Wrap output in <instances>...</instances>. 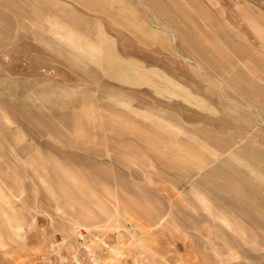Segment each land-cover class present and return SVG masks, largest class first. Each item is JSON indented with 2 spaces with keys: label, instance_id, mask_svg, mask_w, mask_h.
<instances>
[{
  "label": "rangeland",
  "instance_id": "374dc122",
  "mask_svg": "<svg viewBox=\"0 0 264 264\" xmlns=\"http://www.w3.org/2000/svg\"><path fill=\"white\" fill-rule=\"evenodd\" d=\"M55 1L57 9L22 12L0 0V264H264V213L257 216L262 224L258 229L228 211L229 215L209 214L206 208H212L213 199L204 188L192 187L198 176L191 183L175 184L162 174L168 170L162 163L164 154L146 151L144 145L142 150L122 148L124 161L116 163L114 157L120 155L106 153L109 131L98 125V114L91 120L87 139L80 137V131L70 134L74 132L61 122L55 121L63 136L41 124L58 114L82 111V105L68 107L66 101L87 93L95 100L100 95L103 106L112 102L144 124L155 121L158 114L172 115L177 122L165 123L179 137L188 138V132L207 127L236 148L249 146L264 157V0H202L213 21L197 19L205 35L201 42L218 51L212 52L210 63L226 75L230 55L242 69L237 81L248 92L251 84L262 90L254 100L250 92L239 94L221 75H214L211 64L196 58L197 68L184 61L190 56L183 49L185 37L176 29H171L177 37L176 50L161 53L156 42L140 39L110 9L94 12L72 0ZM123 1L130 5L133 1L136 8L129 16L135 10L139 22L150 15L144 5L164 7L158 10L171 22L185 21L183 13L173 9L185 6L180 0ZM242 5L253 12L252 18L238 13ZM68 10L92 19L94 26L73 25L65 16ZM118 10L119 6L114 8ZM153 20L165 26L162 19ZM123 21L131 22L129 17ZM150 27L165 44L173 45L169 33ZM226 36L255 51L237 57ZM101 40L134 70L121 78L109 76L103 69ZM145 72L156 85L165 82V91L140 78L138 73ZM110 94L118 98L111 100ZM36 112L42 119H35ZM109 114L110 110H102L103 117ZM95 135L101 137L99 144L92 141ZM117 139L141 144L126 134ZM205 147V155L216 159V151ZM88 149L106 154L94 157L97 163L103 161V178L66 156H88ZM54 165L71 178L69 193L57 183L61 172L51 170ZM250 176L264 187V170ZM80 232L105 241L109 248L98 240L85 247Z\"/></svg>",
  "mask_w": 264,
  "mask_h": 264
},
{
  "label": "crops",
  "instance_id": "0c3cea01",
  "mask_svg": "<svg viewBox=\"0 0 264 264\" xmlns=\"http://www.w3.org/2000/svg\"><path fill=\"white\" fill-rule=\"evenodd\" d=\"M3 1L13 9H20L19 11L22 12H24L23 9L58 8V4L55 0ZM72 1L81 6L83 9H87L89 11H92L93 9L94 12H100L101 9H110V11L115 14L116 18L121 19L122 22L120 24L124 26L126 24L129 29H134L133 32H135V35L140 39L144 40L145 42H149V40L156 42L158 45V50L161 53L167 52L171 55V48L176 50L175 45L177 43V37L171 30L172 28L176 29L179 31L182 39L185 37L183 49L186 50L190 56L189 59L183 58L184 61L195 65L197 68L200 67L199 62L204 61L206 64L212 65L214 75L222 74V70L219 68V66H217L215 63H210L212 62L210 59L212 52L218 53V51L206 49L201 42L203 39L202 37H205V35L200 30L199 25H197V19L202 21L204 19L213 21L211 10L207 8L202 0H180L185 6L182 7L181 5H175L173 7V9H177V13H183V18L185 21L180 22L174 20L173 22L169 21L165 14L161 10H158L165 9L159 5L154 8L144 5L145 9L149 11L150 15L148 16L147 20L142 18L139 22L136 20L138 15L135 14V10L134 14H132L134 16H129L131 10L136 8L133 1H131V5L128 1L123 0ZM123 2L124 5L120 6L119 4H122ZM147 2L150 3L149 0H147ZM118 6L119 13L118 11H114V8ZM182 8L189 9L191 13L188 15L185 10H182ZM238 13L242 14L243 18H252L253 15V12L244 5L239 7ZM65 16L67 20L73 25L76 24L78 26L88 27L94 26L95 24L92 19L82 16L73 10H68ZM154 16H156V18L159 20L162 19L165 22V26L159 27V25L153 20ZM124 17H129L131 22L123 21ZM186 22H188V24H186ZM150 25H153L155 28L162 29L164 32L169 33L173 45L169 46L165 44L163 39L157 35L156 30L151 28ZM98 30L102 31L101 26L98 27ZM255 33L259 36L257 30H255ZM232 34L237 33L233 31ZM225 39L228 47L237 57L245 56L246 54H249L250 51L254 50L251 45H249V47H243L241 44L234 42L229 36H226ZM100 45L103 51L101 56L103 61V69L109 76L121 78L129 71L134 70L132 64L125 65L120 61V57L118 56L117 52L112 48H109L106 41L101 40ZM174 50L173 54L176 53ZM196 58H198L200 61ZM226 62L229 67L228 69H225L226 75H221V77L224 78V81L227 84L234 86L235 90L239 94L247 95L250 92L251 96L249 97L253 98V100L263 95L262 90L257 88L254 84H251L252 91L250 90L248 92L243 82L237 81V78H241L243 76L241 71L242 69L239 63L236 62L230 55L227 56ZM87 71L93 75H98L97 71L94 69H87ZM138 75L140 78H144V80L151 82L152 84H150V86L152 88L165 91L164 88L167 87L165 82H163L162 85H156L155 81H151V77L147 72L141 74L138 73ZM213 79L217 83H221L220 78L214 77ZM110 95L111 100L118 98L113 94ZM99 99L100 95L95 100L87 93H83L77 97V99L71 95L66 101V105L68 107L82 105V111L69 112L65 115L58 114L55 119H45V121H43L41 124H44V126L51 130V132L56 133L59 136H63V132L59 130L58 124L55 121L61 122L67 126L70 131L74 132H69L70 134H77V131H80L82 132L79 134L80 137L87 139L89 136H86V133L91 129V120L94 119L95 114H98V125H104L109 131V135L106 137V146L108 147L106 153L115 152L120 155H116L114 157L116 163L120 164L124 161L121 156V149L124 147L135 150H142L145 148L146 151H151L157 155L163 153L165 158L162 160V163L165 168H168V170L162 171V174L169 178L171 177L175 184L185 185L187 183H191L192 179L198 176V178H195L194 182H192V187L204 188L206 193L213 199L212 208L209 206L206 208L209 214L213 216H215V213L219 215H229L227 213L228 211L229 213H233L232 215H237L244 218L257 229L261 227V220L257 216L263 215L264 213V197L261 195V191L264 190V187L250 176V174L254 173L256 170H264V157L260 152L249 146H241L236 148L231 140L216 135L207 127H201L188 132V138L179 137L172 130H169L165 123L170 122L175 124L177 122V119H175L172 115L167 113L158 114V118H156L155 121H150L149 124H144L133 118L128 113L120 110L116 104L114 105L112 102L109 104H104L103 106V103ZM120 100L123 101L122 98ZM103 109L110 110L112 116L109 114V117H103ZM33 116L36 117L35 119H37V121L42 119L39 112H36L33 114ZM35 127L38 128L37 125ZM122 134L135 137L140 141L141 144L137 145L129 139L118 140L117 136ZM100 138V135L92 136V141L99 144V141H101ZM143 145L144 147L142 148ZM205 146L209 147L211 151H216V159H211L205 155V150H208ZM88 152L90 153L88 156H79L77 154H69L66 156L71 160V163H76L80 160L83 162L82 165L88 166L91 171L103 178V161H99V163H97L94 157H102L106 154L104 151L98 149H93L92 151L91 149H88ZM224 154H228V157L222 158L221 160L218 159ZM217 159L218 162L214 166L205 170L206 167L214 163ZM240 163L242 166L244 165L248 167V174L242 169ZM51 170L56 171L57 173L61 172H58L60 167L55 165L51 167ZM170 170L174 172L171 173ZM182 171L189 172L191 176H185ZM120 176L121 175H119V177ZM56 177L57 183L67 188V192L69 193L70 187L72 186L71 178L65 175L64 172H61V175H57ZM66 197L70 198L68 195ZM20 229L21 228H18V230ZM215 229L219 230V228L217 229L216 227ZM244 233L245 232L240 229L239 236L243 240L246 238V234ZM255 248L256 244L254 243L253 249Z\"/></svg>",
  "mask_w": 264,
  "mask_h": 264
},
{
  "label": "built area",
  "instance_id": "2783aa9c",
  "mask_svg": "<svg viewBox=\"0 0 264 264\" xmlns=\"http://www.w3.org/2000/svg\"><path fill=\"white\" fill-rule=\"evenodd\" d=\"M79 238H80L79 241H81L82 243L86 244L85 247H88L93 240H98L99 242H102L103 248H106V249L109 248V245L106 244L105 241L100 240L97 237L90 236L87 232H80Z\"/></svg>",
  "mask_w": 264,
  "mask_h": 264
}]
</instances>
